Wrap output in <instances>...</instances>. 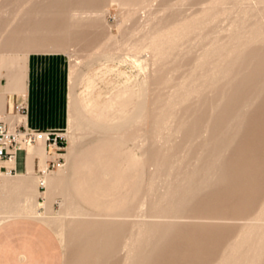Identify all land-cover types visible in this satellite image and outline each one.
I'll return each mask as SVG.
<instances>
[{"label": "bare ground", "instance_id": "bare-ground-1", "mask_svg": "<svg viewBox=\"0 0 264 264\" xmlns=\"http://www.w3.org/2000/svg\"><path fill=\"white\" fill-rule=\"evenodd\" d=\"M146 2L147 0H106L105 4L117 3L126 13H136ZM172 7V4L164 6L160 9V14L158 11L151 19L149 27L145 30L142 27L143 30L139 29V33L134 29L127 37L134 53L148 52L147 58L141 61L139 72L147 75L152 66V77L158 86L167 84L171 79L173 81L172 72L182 71L177 69L179 65L176 64L182 56H193L189 61L190 67L189 64L187 66L189 70L185 69L187 73L184 70L186 75L179 77L180 80L177 78L178 82L175 81L167 92L157 97L156 113L149 117L150 123L145 124V131L139 143L137 142L141 164L147 174V184L134 195L130 204L106 214L87 211L68 187L65 164L62 168L58 165L61 169L54 173L47 174L44 169V176L31 189L30 195L21 192L24 186L22 178L0 175V222L12 217L29 216L51 224L57 231V237L65 243V264H106L113 253L119 254L118 264H176L179 257H183L181 261L184 263L181 264H198L200 257H204L202 254L205 249L201 245L176 243L178 245L168 247L175 237V231L188 224L212 228L230 224L235 227L234 231L231 230L233 233L226 235L223 243L219 244V252L211 253L203 264H262L264 191L254 210L238 215L217 212L229 205L232 197L203 204L198 200L213 187L226 183L230 174L241 172L244 168L242 165L245 166L241 160L228 157L227 152L236 137L240 136L238 132L242 110L256 99V88L250 91L249 98L232 115L221 122L215 121V117L222 108H229L235 100L232 101L229 91L215 93L222 87L227 89L235 78L247 75L263 61L264 52L255 50L257 46H264V0H214L206 8L207 14L204 16L183 23L163 22L162 17ZM61 11L52 0H41L25 13V23L20 19L22 13L16 12L15 18L11 16L0 41L13 45L16 52L67 50L61 42L45 43L55 37L59 39L68 36V30L87 25L93 19V10L81 6L70 9L69 19L64 25L59 20ZM81 12L90 16L78 17L76 14ZM219 15L228 19L229 24L223 29L205 32L209 23ZM68 50L71 52V49ZM135 61L140 62V59L135 58ZM79 62H74L71 67V77L75 83L78 80ZM171 64L174 66L171 67ZM262 83L264 85V74ZM202 98L211 99H208L209 107L206 110L209 113L203 117L199 116L198 108L195 109ZM187 109L191 111L188 112ZM76 112L78 117L73 112L69 114L68 125L71 130L84 124L83 116L79 111ZM245 129L247 130L246 127ZM69 138L75 141V137ZM19 144L15 156L9 162L15 160L17 152L32 145L23 144L21 140ZM69 157L68 155V159ZM249 167L245 166L246 174L249 173ZM5 174L10 175L11 172ZM36 185L46 188V202L42 206L45 213L40 212L41 204L36 200ZM257 185L260 184H252L256 188V196L260 191ZM144 186L146 192L137 203L135 213L130 214L129 206L140 197ZM247 187L251 190L250 184L245 183L244 188ZM56 196L62 198L59 202L60 218L51 210Z\"/></svg>", "mask_w": 264, "mask_h": 264}, {"label": "rangeland", "instance_id": "rangeland-1", "mask_svg": "<svg viewBox=\"0 0 264 264\" xmlns=\"http://www.w3.org/2000/svg\"><path fill=\"white\" fill-rule=\"evenodd\" d=\"M40 1L0 0V39L1 35L5 34L3 31L9 24L10 18H15L16 12L20 11L22 13L23 16L20 19L25 23L27 20L25 13L33 9ZM52 1L59 12L62 10L61 16H59L62 25L67 23L69 19V10L79 6L91 8L93 19L81 28L68 30V36L59 39L55 37L56 39L52 38L54 41L51 39L52 41L49 40L48 43H45V45H48L61 42L67 50L55 52L36 50L30 53L27 59V66L29 61L35 83L38 80L37 89L40 90L39 93L33 95L32 100L34 104L37 102L38 105L44 106L43 113H41L43 121L56 125L59 130H53V132L63 134L64 138V141L57 147L51 143H46V147L52 149L54 154V157H50L47 162L48 172L54 173L65 164V177L75 199L89 212L106 214L109 213L108 211H114L116 208L130 204L134 195L138 194L147 182V174L137 151L140 137L145 131V124L150 123L149 117L156 113L157 97L167 92L175 84V81L178 82L179 77L186 75V70L188 71L190 67L189 61L193 57L191 54L182 56L176 64L180 66L177 69L182 70L180 72L183 73L179 72V74L178 70L172 72L171 78L173 77V81L171 79L167 84L158 86L154 83L152 77V66H150L147 75L139 72V66L142 65L141 61L147 58L148 52L134 53L129 47L127 37L134 29L135 32L139 33L138 31L149 27L151 19L157 15L158 11L160 14V9L168 4H172L173 7L164 14L162 21L166 23H183L206 15V8L214 0H147L146 4L136 13H126L117 3L105 4L106 0ZM246 1L251 2L253 0ZM76 15L78 17L90 16L82 12ZM58 22L55 21L56 24ZM228 24L229 20L219 15L209 23L208 28H205V32L210 33L223 29ZM68 49H71V52ZM255 51L264 52V46H257ZM22 52L26 53V50L19 51L20 54ZM16 53L13 45L0 41V61L3 64L9 63L11 55ZM135 58H139L140 62H136ZM74 62L81 63L77 67L78 80H76V83L71 77V67ZM85 63H87V66ZM188 64L189 67L187 68ZM173 66L171 64V67ZM257 73L258 75H255ZM263 74L264 59L250 73L230 82L228 88L226 87L227 89L222 87L215 93L216 95L225 90L229 91L230 98L232 97V101L235 100L229 108H222L218 116L215 117V121L221 122L232 115L233 111H236L235 109L239 108L249 98L250 91L256 88V99L251 105L242 110L238 132L240 136L236 137L227 152V156L231 159L241 160L246 167L249 165V173L246 174L245 166L242 165L244 167L242 173L230 174L231 177L226 183L213 187L210 190L211 193L208 191L203 194L202 199L198 200L199 203L203 204L212 200L225 199V197L235 198H231L230 204L223 206L217 211L218 213L220 211L228 215H232V213L233 215L249 213L260 203L261 194L264 191ZM3 75H5V72H3ZM1 81L4 84L3 79ZM74 96L77 99L75 103L80 106V114L83 116L84 124L71 130L68 120L70 105ZM208 99L202 98L200 103L196 105L195 109L198 108V114L201 117L209 113L206 110L211 99ZM19 105L24 110L23 112L15 110V113L26 115L27 108L24 103L21 101L15 107ZM192 110L194 109L192 108ZM186 111L190 112L191 110L187 109ZM73 113L78 117L76 111ZM3 123L10 130L21 125L15 124L12 127L8 122L3 121ZM27 129L39 133L47 132ZM70 136L75 137V141H72L69 138ZM135 136H137L136 139ZM68 155L70 156L69 159ZM18 163L19 166L22 163V153H19ZM57 163L61 165L60 169L57 167ZM130 170L134 172H130ZM138 170H141L143 174ZM2 171L5 172V170ZM17 172L18 170L14 169L11 174L15 175ZM243 175L244 177H242ZM256 182L260 184L257 185L261 191L258 192V196H256V188L252 186V184L256 185ZM245 183L250 184L251 190L248 187L244 188ZM232 185L235 186L232 187ZM145 186L140 197L129 206L130 214L135 213L137 203L146 192ZM40 190L38 201L41 202L39 207H42L46 202V188L41 187ZM100 196L102 197L100 198ZM61 200L60 196H56L51 206L53 214L59 218L62 217L59 214L61 212L59 206ZM198 204L197 206H199ZM40 212L45 213V209L41 208ZM47 224L57 234L55 227L49 223ZM182 226L175 231L174 240H171L172 243H169L168 247L185 243H189V245L193 243L196 246L199 245V247L201 245V248L205 249L202 254L204 257H200L198 264H203L202 262L205 261V258L208 259L212 255L211 253H218L220 250L219 244L223 243L225 236L233 233L232 231L235 228L230 224L213 228L207 225L191 226L188 224ZM60 241L63 245L64 262H66L65 243L61 239ZM62 250L54 234L43 224L18 220L0 230V264H60ZM21 254H25V258H20ZM113 254H111L106 264H118L119 254ZM181 258L183 257L177 258L178 263L176 264L184 263ZM262 264H264V259Z\"/></svg>", "mask_w": 264, "mask_h": 264}, {"label": "crops", "instance_id": "crops-1", "mask_svg": "<svg viewBox=\"0 0 264 264\" xmlns=\"http://www.w3.org/2000/svg\"><path fill=\"white\" fill-rule=\"evenodd\" d=\"M30 53L32 52H22L21 54L17 52L11 55V61L9 63L3 64L0 61V121L8 122L12 127L15 124H22L26 128L39 131H58L59 129L56 128V125H51L43 121L44 119L41 117V113H43L44 106L38 105L37 102L34 104L32 100L33 95L39 93L40 90L37 89L38 80L35 83L29 61L27 66V59ZM3 72H5V75H3ZM2 79L4 84H2ZM21 101L27 108V113L24 116L15 113V110H17L15 105ZM76 101L77 99L74 96L71 101L69 114L74 111H81L80 106L75 103ZM19 153H22V163L20 166L18 163ZM50 157H54L53 150L46 147V141L43 138L37 139L34 144L17 152L13 162L0 163V167H7V172L12 169H17L18 172L15 175L5 174L2 170H0V175L3 174L4 177L9 178H22L24 186L21 188V192H23L22 194L30 195L31 189L44 176L45 173H43V170L45 169L47 174L52 173L48 172L47 162ZM36 189V200L38 203H41L38 201L41 186L36 185ZM41 208L39 207V209ZM18 220L33 221L46 226L54 234L62 250V244L52 228L47 223L34 217L20 216L6 219L0 222V230ZM20 258H25V254H21ZM60 264H64L63 250L61 251Z\"/></svg>", "mask_w": 264, "mask_h": 264}, {"label": "built area", "instance_id": "built-area-1", "mask_svg": "<svg viewBox=\"0 0 264 264\" xmlns=\"http://www.w3.org/2000/svg\"><path fill=\"white\" fill-rule=\"evenodd\" d=\"M23 107H17L18 112H23ZM22 125V124H21ZM16 126L14 129H8L2 121H0V163L9 162L15 156V150L19 148V140L23 144L35 143L37 139L43 138L46 143H51L57 147L64 141L63 134L58 132H34L28 130L24 125ZM59 164L57 163V166ZM0 170L8 171L7 167H0ZM13 169L10 170L12 173Z\"/></svg>", "mask_w": 264, "mask_h": 264}]
</instances>
